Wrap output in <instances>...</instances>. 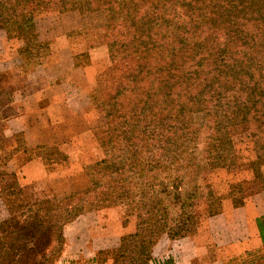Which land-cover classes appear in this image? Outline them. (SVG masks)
<instances>
[{
	"label": "trees",
	"instance_id": "16d2710c",
	"mask_svg": "<svg viewBox=\"0 0 264 264\" xmlns=\"http://www.w3.org/2000/svg\"><path fill=\"white\" fill-rule=\"evenodd\" d=\"M51 10L89 20L79 31L87 49H107L110 66L94 90L102 157L83 168L87 188L60 197L27 192L1 168L10 217L0 224V264H55L68 224L117 206L136 224L109 251L111 264H167L151 258L162 235L192 237L201 212H222L207 177L236 164L235 135L248 134L253 161L264 166V0H0V30L22 42L23 73L48 55L36 21ZM18 137L13 155L22 149L48 173L69 163L60 149H29ZM256 226L264 244V216Z\"/></svg>",
	"mask_w": 264,
	"mask_h": 264
},
{
	"label": "crops",
	"instance_id": "0c3cea01",
	"mask_svg": "<svg viewBox=\"0 0 264 264\" xmlns=\"http://www.w3.org/2000/svg\"><path fill=\"white\" fill-rule=\"evenodd\" d=\"M81 19L77 12L40 16L36 21L38 41L47 44L49 52L40 64L24 73L18 53L22 42L7 38L0 30V77L6 76L0 82V158L10 150L2 140L14 141L16 136L21 137L23 147L58 148L66 154L71 142L89 133L83 100L88 97L94 79L91 66L75 67L74 56L82 53L90 56L97 49H87L79 32ZM25 157L21 149L7 159L5 166L0 163V169L17 173L23 185L48 181L56 195L57 176L48 173L39 158ZM85 180L83 187L62 196L87 188V177ZM1 184L0 180V190ZM261 216H264V194L250 197L241 207L227 205L220 214L207 219V231L202 236L206 234L208 241L203 247H199L196 235L168 239L165 254L157 258L155 245L152 259L156 262L167 259V264H264V244L256 226ZM9 217L0 198V223ZM92 218L93 213H87L65 227V243L55 264H94L90 260L98 249L117 245L120 232L113 242L108 238L99 242L95 235L89 236L95 224L80 227ZM219 225L226 226L221 230L223 235L219 234ZM235 225L239 230H235ZM72 229H78L81 237L72 240L69 235ZM83 231H87L88 238ZM189 245L193 251L187 254L185 247Z\"/></svg>",
	"mask_w": 264,
	"mask_h": 264
},
{
	"label": "rangeland",
	"instance_id": "374dc122",
	"mask_svg": "<svg viewBox=\"0 0 264 264\" xmlns=\"http://www.w3.org/2000/svg\"><path fill=\"white\" fill-rule=\"evenodd\" d=\"M47 14L54 15L58 13L51 10L42 13L40 16H44ZM72 15L77 16L75 14ZM88 23H90L89 20L81 19V28L83 25H87ZM82 37L84 38L83 35ZM95 48L97 50L92 55L89 56V54L87 53V58L81 57L78 59L80 67L91 66V71L94 79L88 97L83 100L85 112L88 114L89 117L90 131L87 135L78 138V140H74L66 147L67 149H65V152L69 158V163L66 166H54L55 171H53L52 174H54V176H57L56 179H58L57 184H55V186L57 187L56 196L58 197L62 196V193L64 194L68 191L76 190L83 187L86 184V175L84 173L83 168L86 165L97 161L102 157V153L96 144L93 131L96 127L102 125L103 112L100 110L99 107L96 106V100L99 98V96L97 97V93L94 90L96 89V82L99 77L107 72V69L110 66V61L108 59L107 49L105 46H98ZM2 142H4V145L10 149L8 151L9 155L7 156L12 157L14 152L11 148L14 145L19 144L20 138H15L14 141L2 140ZM233 148L235 149L237 156L236 164L232 167L215 169L211 171L207 177L208 185L211 187L213 194L217 196L221 201L222 211L227 205L232 206L233 201L236 204L238 203L243 205L245 201H247V199H249L250 197L256 194H264V188H262V182L264 181V166L260 168L255 164L256 162L253 161L254 153L248 134L239 133L235 135L233 138ZM25 158L27 159V157ZM13 173L14 174L12 176L8 177L9 179L6 178L7 182L10 181V183L25 186L26 188H28L27 192H30V189L32 188L38 193L43 192L49 196L53 194L52 192H55L53 188L50 187L51 185L48 181L43 184L23 185V183L19 179V175L15 172ZM66 178L69 180L68 182L67 180L64 181ZM69 185H71V187H69ZM231 186H235L234 192H231ZM90 213H93V218L91 222L84 221L82 225L79 224L81 228L86 227L84 225L87 224H95L92 225L93 230L89 233V236L95 235L99 242L105 240L106 238H108L110 242H113V240H115V237L117 236V233L120 232V234L118 235V243L114 248L109 247L98 249L94 256L97 258L99 264H104L105 261V264H111L112 254L109 251L118 247L121 237L127 234H131L135 231L136 219L134 216L130 217L125 223V215L123 214V210L121 207L118 206L104 208ZM208 218L209 217L205 213H200L197 228L195 233L193 234V236L196 235V239L199 240V247H203L208 241V239L206 238V234L202 236V234L207 231L206 222ZM8 226L10 225L6 224L5 228H8ZM225 227L226 226L224 225L218 226L220 235H223L221 234V230H225ZM234 227L236 231L239 230L237 225H235ZM82 233L83 235H85L86 238L89 237L87 231H83ZM69 235L71 239L74 240L75 238L81 237V232L78 229H72L69 232ZM168 244V237L166 235H162L158 239L157 243L155 244L157 248V254L155 256H157V258L165 254ZM188 249L190 250L188 251ZM185 250L187 254L193 251L191 245H189L188 248L185 247ZM151 252H153V249ZM165 261H167V259H165Z\"/></svg>",
	"mask_w": 264,
	"mask_h": 264
},
{
	"label": "built area",
	"instance_id": "2783aa9c",
	"mask_svg": "<svg viewBox=\"0 0 264 264\" xmlns=\"http://www.w3.org/2000/svg\"><path fill=\"white\" fill-rule=\"evenodd\" d=\"M150 264H152V263H150Z\"/></svg>",
	"mask_w": 264,
	"mask_h": 264
}]
</instances>
